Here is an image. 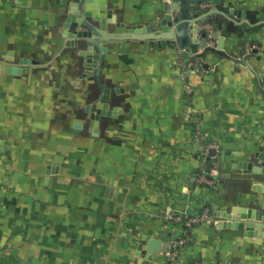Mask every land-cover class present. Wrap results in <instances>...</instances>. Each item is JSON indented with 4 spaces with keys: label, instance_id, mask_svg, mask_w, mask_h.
<instances>
[{
    "label": "crops",
    "instance_id": "1",
    "mask_svg": "<svg viewBox=\"0 0 264 264\" xmlns=\"http://www.w3.org/2000/svg\"><path fill=\"white\" fill-rule=\"evenodd\" d=\"M98 1L0 0V264H171L169 215L207 206L177 264H264V0L198 3L195 16L213 10L201 27L218 51L176 23L191 0H104L99 20ZM167 16L183 35L104 40L88 55L75 91L96 111L74 117L61 63L86 60L67 42L88 38L69 36L67 19L158 30ZM207 140L212 186L198 180Z\"/></svg>",
    "mask_w": 264,
    "mask_h": 264
},
{
    "label": "water",
    "instance_id": "2",
    "mask_svg": "<svg viewBox=\"0 0 264 264\" xmlns=\"http://www.w3.org/2000/svg\"><path fill=\"white\" fill-rule=\"evenodd\" d=\"M90 1V0H89ZM201 0H191L187 4V17H183V20L180 21V19H176V23H185L189 24V29L191 30L190 36L192 37V41L196 42L198 41L196 34L198 32H201L203 34L204 39L201 41L204 46H206V51H218L220 47H215L211 45H207V38H206V32H204L203 28L201 27V24L204 23L213 13V10H209L206 12H202L199 15L195 16L198 12V8L196 6L198 3H200ZM99 13L97 11H94V16H96V19H100L105 14V3L104 0H99ZM191 2L194 5V8H191ZM92 14L91 11L87 13V15ZM180 21V22H179ZM175 20L172 19L171 16H167V24L164 25L161 29L158 30H152L151 27L142 28L141 25H138L134 28H124L122 25L118 24L116 26V29L113 31H108L106 27L105 20L101 23V25H95L93 23L87 22L90 26L91 30H80L79 25H81V19H72L68 18L67 22L65 23V26L70 29L69 36H73V32L76 31V35L79 38H88V50L83 51L87 52V61H88V67L86 70H90V63L92 62L91 57H88L91 52L96 48L98 50H105V47L100 48V44L104 40H124V39H151V40H164V39H174L177 37H180L183 35V32L185 31L182 29L181 31L176 29L177 25L174 24ZM174 26V27H173ZM186 27V25L184 26ZM216 36L217 34H213ZM74 41L68 42V44L73 45ZM193 52V51H192ZM196 58V55H194ZM241 61V60H240ZM242 62V61H241ZM245 62V61H243ZM86 71V72H88ZM244 165H247L246 163ZM233 213H240L242 217L244 218H257L259 219V210L254 209H244V208H238L233 209ZM234 216V215H228ZM264 219V218H263ZM225 222V221H224ZM233 221L224 223L225 226H236L237 223H231ZM255 225L259 226L258 223H255L254 221H250L246 223L247 230L253 229Z\"/></svg>",
    "mask_w": 264,
    "mask_h": 264
},
{
    "label": "built area",
    "instance_id": "3",
    "mask_svg": "<svg viewBox=\"0 0 264 264\" xmlns=\"http://www.w3.org/2000/svg\"><path fill=\"white\" fill-rule=\"evenodd\" d=\"M203 7H208L207 1L201 2ZM250 49V47H248ZM189 68H197L203 70L202 64L195 62H188ZM218 144L212 140H207L203 143L199 157L202 162L198 169V180L205 186H212L216 183L215 175L217 174L218 162L216 159V151ZM210 207H202L192 214H187L185 211L176 214H170L171 221L179 225V230L176 236L170 240L169 248L166 250L165 255L171 264H177L179 260L180 250L190 240L187 235V230L194 228L197 225L203 224L210 219Z\"/></svg>",
    "mask_w": 264,
    "mask_h": 264
},
{
    "label": "rangeland",
    "instance_id": "4",
    "mask_svg": "<svg viewBox=\"0 0 264 264\" xmlns=\"http://www.w3.org/2000/svg\"><path fill=\"white\" fill-rule=\"evenodd\" d=\"M72 47H74V49L78 47L77 50H79V51H86V50H88V41H81V40L74 41ZM80 48H83V49H80ZM77 50L75 49L72 51L78 52ZM65 58H67V59H64L61 64H62V66H64L65 69H67L69 74L73 75L74 85L76 86V88L74 86V93H73L74 99H71L72 100V107H73L72 112H73L74 117H76L77 114L79 115V113L82 110L85 112L96 111V99H81L79 92H77V91H79V88H80L82 75L84 76L86 74H89L88 72H91V70H89V71L86 70L88 72L84 71L88 66L87 59L86 60L81 59L77 55V53L74 54V52H73V54H71L69 52L68 54H66ZM75 89L77 91H75ZM68 107H69V104L67 103V109H68ZM81 124H82L81 121L79 119H76L73 122L74 130L79 129L81 127Z\"/></svg>",
    "mask_w": 264,
    "mask_h": 264
}]
</instances>
